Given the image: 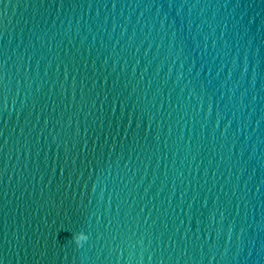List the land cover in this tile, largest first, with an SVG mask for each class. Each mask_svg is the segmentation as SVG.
Masks as SVG:
<instances>
[{
    "label": "water",
    "instance_id": "1",
    "mask_svg": "<svg viewBox=\"0 0 264 264\" xmlns=\"http://www.w3.org/2000/svg\"><path fill=\"white\" fill-rule=\"evenodd\" d=\"M0 264H264V0H0Z\"/></svg>",
    "mask_w": 264,
    "mask_h": 264
}]
</instances>
